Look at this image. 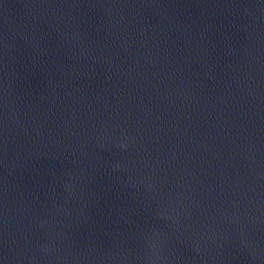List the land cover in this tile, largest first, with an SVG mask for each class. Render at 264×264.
<instances>
[{"label": "water", "instance_id": "water-1", "mask_svg": "<svg viewBox=\"0 0 264 264\" xmlns=\"http://www.w3.org/2000/svg\"><path fill=\"white\" fill-rule=\"evenodd\" d=\"M0 264H264V0H0Z\"/></svg>", "mask_w": 264, "mask_h": 264}]
</instances>
